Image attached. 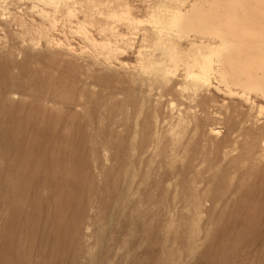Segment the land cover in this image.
Segmentation results:
<instances>
[{
  "label": "rangeland",
  "instance_id": "1",
  "mask_svg": "<svg viewBox=\"0 0 264 264\" xmlns=\"http://www.w3.org/2000/svg\"><path fill=\"white\" fill-rule=\"evenodd\" d=\"M263 10L0 0V264H264Z\"/></svg>",
  "mask_w": 264,
  "mask_h": 264
},
{
  "label": "bare ground",
  "instance_id": "2",
  "mask_svg": "<svg viewBox=\"0 0 264 264\" xmlns=\"http://www.w3.org/2000/svg\"><path fill=\"white\" fill-rule=\"evenodd\" d=\"M240 4V3H239ZM254 9L256 10L257 9V7L256 6H254ZM195 11H197V10H195ZM264 11V10H263ZM262 11V12H263ZM176 13V12H175ZM252 14V13H251ZM176 22V21H175ZM179 22H180V20H179ZM174 26V25H173ZM181 27V26H180ZM227 27V26H226ZM178 28V27H177ZM204 29V28H203ZM181 30V29H180ZM179 30V31H180ZM205 30V29H204ZM212 30V29H211ZM221 30V29H220ZM226 31H227V29H226ZM176 32V31H175ZM182 32H186V31H182ZM187 33V32H186ZM190 33V32H189ZM211 33V32H210ZM173 34H176V33H173ZM218 34V33H217ZM205 35V34H204ZM207 35V34H206ZM209 36H210V34H209ZM215 36V35H214ZM219 36H220V34H219ZM160 37V36H159ZM166 38V37H165ZM217 38V37H216ZM215 38V39H216ZM162 39V38H161ZM222 39V38H221ZM220 41V40H219ZM224 41V40H223ZM158 43V42H157ZM194 43V42H193ZM208 43V42H207ZM221 43V42H220ZM227 43V42H226ZM156 44V43H155ZM196 44V43H195ZM200 44V43H199ZM198 44V45H199ZM222 44V43H221ZM197 46V45H196ZM204 46V45H203ZM202 46V49H200L201 50V54H202V61H200V63H201V72L202 73H205L206 75H207V73H208V70L210 69V60L207 58V57H209L210 55H213L211 52H212V50L208 47V45H206V47H203ZM224 46V45H223ZM222 46V47H223ZM164 47V46H163ZM197 47H199V46H197ZM218 47H220V46H218ZM193 49H196V48H193ZM227 49V48H226ZM225 50V49H224ZM223 50V51H224ZM228 50H229V47H228ZM237 50V49H236ZM239 50V49H238ZM240 51V50H239ZM171 53H173V52H171ZM190 53V52H189ZM218 53V52H217ZM221 54H222V52H221ZM185 54H183V56H184ZM193 55V54H192ZM192 55H191V57H192ZM181 56V55H180ZM219 56V55H218ZM222 57V56H221ZM179 58V57H178ZM218 59V58H217ZM189 62V61H188ZM189 65V64H188ZM191 65H192V63H190V67H191ZM193 73V72H192ZM189 75H191V74H189ZM188 75V76H189ZM194 75H200V76H202L200 73H194ZM261 76V75H260ZM203 77V76H202ZM205 77V76H204ZM203 77V78H204ZM255 80V79H254ZM207 81H208V78H207ZM260 86V85H259ZM261 89V88H260ZM230 90V89H229ZM262 90V89H261ZM263 93V92H262ZM263 110V109H262Z\"/></svg>",
  "mask_w": 264,
  "mask_h": 264
}]
</instances>
